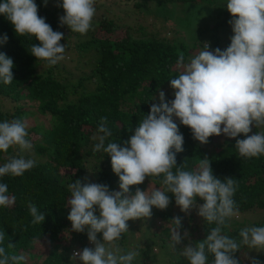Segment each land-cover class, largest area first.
Returning <instances> with one entry per match:
<instances>
[{"label":"clouds","instance_id":"1","mask_svg":"<svg viewBox=\"0 0 264 264\" xmlns=\"http://www.w3.org/2000/svg\"><path fill=\"white\" fill-rule=\"evenodd\" d=\"M48 0H44L47 6ZM57 7L64 10L59 17L60 26L71 32L87 34L92 28L96 13L95 0H57ZM227 10L232 18L228 21L234 33L230 45L221 50H210L204 42L202 50L185 63L183 52H179L177 66L182 70L170 79L174 99L167 100L163 90H158V103H152L150 112L140 119L133 135L122 147L117 142H108L112 136L107 127V117H101L94 152H103L111 157L113 172L119 177V191L110 190L102 183H85L75 180L68 185L71 196L67 219L71 231L87 233L94 247L71 249V259L81 264H133L136 251L118 254L112 243L127 232L128 221L150 218L153 207L165 210L171 203L184 213L197 209V214L209 225L206 238L183 247L181 256L189 264H240L235 253L242 247L264 251V226L242 228L237 237L229 236L225 229L228 221L239 214L234 199L239 187L234 178H218L213 174L211 162L203 158L197 168L186 170L187 165H177V153L183 152L184 136L175 119L191 129L193 139L207 144L213 135H224L236 140L235 148L241 157L253 158L264 155V0H227ZM3 15L14 27L18 36H34L40 43L31 45L30 53L44 60L48 67L65 59L66 45L61 44L63 33L54 31L46 18L38 15L36 0H3L0 3ZM5 33L0 36V45L8 42ZM14 61L0 52V82L10 85L14 80ZM155 97L153 100H156ZM28 122L22 119L0 122V151L10 147L30 151L33 145L26 139ZM253 127L257 130L252 133ZM244 139H239L240 135ZM35 166V161L23 156L11 157L0 166V177H19ZM175 169V171H173ZM162 187L152 185L147 191L139 188L130 193V186L144 183L146 178L161 177ZM8 185L0 183V207H9L15 198L9 196ZM202 200L203 203H198ZM32 224L45 221V214L36 204L28 201ZM99 211V215H97ZM171 246L175 248L188 237L181 235L182 217L171 219ZM102 233L103 242L98 239ZM5 234L0 232V245ZM7 247L13 248L12 243ZM79 249V248H78ZM73 250H76L73 252ZM251 264H261L248 257ZM24 254H9L0 246V264H26Z\"/></svg>","mask_w":264,"mask_h":264},{"label":"trees","instance_id":"2","mask_svg":"<svg viewBox=\"0 0 264 264\" xmlns=\"http://www.w3.org/2000/svg\"><path fill=\"white\" fill-rule=\"evenodd\" d=\"M205 1L153 0L155 3L158 2L156 6L158 9L162 4L165 8L168 2L177 3L179 10L176 11L175 18H180L181 25V20L184 18L192 26L197 23L196 10L202 5L200 3ZM2 2L3 0H0V3ZM36 3L38 15L46 18V22L54 31L63 33L66 26H60L57 13L64 10L56 6L57 0H48L47 6L44 0H36ZM185 8L187 11L183 14ZM158 9L151 14L156 16ZM168 11L169 9L166 8L163 14L167 15ZM212 12L214 19L210 39L213 41V50L217 47L224 50L230 44L222 47L220 35L226 32L225 27L228 26L226 20L231 19L232 16L223 5L218 10L213 9ZM116 27L110 24L106 29L107 32L100 30L96 34L90 29L89 33L96 36L91 38L77 33L80 42L74 47L81 57L78 61L92 68L90 74H83L80 77V80L86 77L94 82V88L87 89L86 86H79V80L74 84L69 83V79L65 81L59 72L61 70L57 71L55 66L39 69L41 60L37 61V58L31 55L30 49L31 45H38L40 42L34 36H18L13 25L0 15V36L6 33L9 38L6 44L0 45V52L7 54L14 61V80L10 85L0 82V101L6 98L13 102L14 106L11 111L0 109V122L13 119L26 120L30 124L26 139L33 145L31 157L28 153L24 154L19 146L15 147L16 153H12V147L6 153L0 151V166L13 156H23L35 161V166L22 176L0 177V183L8 185L7 194L15 198L13 205L0 207V232L5 234L3 245L0 246H4L9 254H24L27 257L26 264L28 261L29 264L79 262L71 259V247L74 243L82 249L87 247L86 233L71 231V222L67 219L70 208L66 207L71 196L68 185L77 179L85 182L87 174L91 173L96 183L106 184L110 190H120L119 177L111 167V157L102 151H93L98 141L93 140L92 137L97 134L101 117H107V127L112 132V136L105 143L117 142L123 147L124 141L134 134L140 119L150 112L151 104L158 103V98L153 100L159 94L158 90H163L170 84V79L179 75L180 70L177 66L179 52L184 53L186 61L187 55L194 47L190 44L189 38L188 40L186 37L161 38L157 34H148L143 25L138 27L141 31L140 35H136L132 31L134 28L129 25L120 28L122 33L115 36V31L119 29ZM189 32L191 30L186 33ZM196 35H199V31ZM94 41L97 42L96 47L86 50ZM60 43L67 44L70 54L73 47L70 45V40L64 37ZM166 99H174V94L167 95ZM28 102L36 106L35 111L39 114L50 116L49 125L44 123L32 125L30 116L35 111L26 107ZM175 122L184 136V151L177 153L178 166L186 164V170H194L206 157L211 162L216 177L236 179L239 187L234 199L239 214L254 208L264 209V155L253 158L241 157L235 148L236 140L226 136L213 146L214 150L207 151L199 141L193 139L189 127L180 124L178 119H175ZM256 131L260 130L253 127L249 135ZM238 138L245 137L241 134ZM153 179L159 183L162 176ZM135 190L134 187L130 188V192ZM169 196L171 203H175V197L172 194ZM29 200L45 214L43 223L32 224L33 218L27 207ZM198 203L203 201L198 200ZM239 214L228 221L225 232L229 236L238 238L239 231L244 227L264 226V217L249 224L246 219L239 221L237 219ZM188 216V224L185 225L186 228H190L194 245L204 240L208 230L215 225L207 224L202 217L199 222L196 221L192 217V212H189ZM151 217L170 221L168 222L170 225L167 223L168 226L164 231L171 240L170 229L174 227L171 222L173 211L169 207L165 210L153 207ZM183 223L182 221V225ZM44 239L49 241L47 251L36 253L31 250L33 244L37 241L43 242ZM161 242L165 241L161 239ZM8 243H12L14 247L9 249ZM182 249L183 246L179 245L178 260L170 264H189L187 258L181 256ZM245 251L244 246L235 253L240 264H251L248 257L256 258L264 264V252L249 256ZM31 259L35 262L31 263ZM212 260L214 256L210 255L209 264Z\"/></svg>","mask_w":264,"mask_h":264},{"label":"rangeland","instance_id":"3","mask_svg":"<svg viewBox=\"0 0 264 264\" xmlns=\"http://www.w3.org/2000/svg\"><path fill=\"white\" fill-rule=\"evenodd\" d=\"M149 2V4H147ZM56 4V3H55ZM137 4H140L138 6ZM158 2H153V0H96L95 2V8L96 13L93 18V26L91 30H93L96 33L98 31L102 30L107 32L106 29L112 24V27L117 26L116 28H119L115 31L114 35H120L122 32L120 28L128 27L129 25L132 26L134 29H132L133 32H135L136 35H140L141 31L138 29L139 25H143L146 29L148 34H157L158 37L166 38V39H180L182 37H186V40L188 38L190 39L189 42L194 47L190 50V53L186 57L185 63L189 61L191 57L198 54L200 50H202L203 43L209 42L210 43V50H213L212 42L210 37L212 35V22H213V9H220L223 6L227 7V0H206L205 2H201V6L198 7V9L195 12V18H197L196 25L192 26L190 23L186 22V20L183 18L182 25L180 23V18H175L176 11L178 12V4L168 2L164 7L162 6L158 9L156 8ZM166 8L169 9L167 12L168 14H163L166 11ZM158 9L157 15H152L154 11ZM61 11V10H60ZM58 12L57 15L60 17L64 14V11ZM172 11V12H171ZM187 9L185 8L183 10L186 12ZM150 12V13H149ZM181 15V14H180ZM230 20V19H229ZM226 20L228 26H226V32L222 33L220 35V40H222L221 46L225 47L227 44L231 43L230 37L232 36L231 32V26L229 25L228 21ZM186 23V24H185ZM114 24V25H113ZM194 27V29H192ZM173 29H176L177 31H172ZM191 30V32L186 33L187 31ZM230 30V32L228 31ZM199 31V35L196 34ZM190 34V35H189ZM230 34V35H229ZM81 35V34H79ZM63 36L70 40V45H72V51L68 52V46L66 45L65 50V59L61 62H59L57 65H55V69L61 70L62 77L65 79H69V83L74 84L75 82L79 80V86H86L87 89L94 88V82L90 80L89 78L84 77L82 80H80V77L84 75L90 74L92 68H90L87 65H82V61H78L81 57L79 56L78 50L76 47H74L75 44L79 43V37L77 33L71 32V30L66 26L63 31ZM83 37H96L93 33H87L84 35H81ZM115 36H112V38H115ZM82 37V38H83ZM97 42L94 41L91 43L89 47L86 48L89 49L90 47L95 46L96 47ZM190 45V46H191ZM84 50V52L86 51ZM94 51V50H93ZM73 52V53H72ZM47 63L44 60H41L39 63V69L47 68ZM179 70L182 69L179 67ZM68 83V84H69ZM166 96L173 93V90L170 87V84L165 86L163 89ZM159 94H157L158 98ZM14 103L6 98H2L0 101V109L1 110H8L11 111L13 109ZM27 108H30L32 110H36L35 105H31V102H28L26 104ZM31 117L32 125L36 123H44L45 125H49V115H43L39 114L37 111L34 112ZM29 127L30 124L28 123ZM28 127V128H29ZM27 128V130H28ZM224 135L215 136L213 135L210 138V141L207 144H202L203 147L207 151H212L213 146L220 143L223 139ZM16 146L12 147V153H16L15 150ZM24 154L28 153L30 157L32 156V151L23 150ZM22 152V153H23ZM91 173H88L85 178V183L92 182L96 183V179L90 175ZM152 185L154 188H160L162 187L161 183L156 182L153 177L146 178L144 183L140 185H134L130 186V188H139L143 191H147L148 188ZM118 191V190H117ZM135 191H131V194H135ZM173 211V218L176 216L182 217L183 223V232L187 231L189 233L188 237L185 238L181 244V246L185 247L189 243L193 244L192 242V236L190 233V228H186V223L188 224L189 216L188 213H184L181 211V209L175 204L170 203L168 206ZM190 212H192V217L199 222L200 216L197 214V209H192ZM99 215V211L96 213ZM264 217V209H251L249 211H245L238 216V220H244L246 219L249 221V224H252L256 221H260ZM170 222V221H168ZM168 222L165 220L159 218V217H150V218H141L136 220H129L128 223V231L122 234L121 239L114 241L112 243V250L116 251L119 249L118 254H125L128 251H136L138 255L135 257L133 264H170L174 260H178V252L177 249L179 247L176 246L173 248L171 246L172 241L167 238V234L164 231L165 227L168 226ZM168 223V224H167ZM248 224V223H247ZM170 225V224H169ZM165 233H164V232ZM183 232L181 235L183 236ZM86 233V232H85ZM86 235V241H87V247H94L92 243H90L87 233ZM98 239L103 242L102 239V233L98 234ZM161 239H163L165 242H161ZM48 243L49 241L47 239H44L42 241H37L35 244L32 245L31 250L36 253H44V251L48 250ZM75 244V245H74ZM73 247H76L77 250H82V248L74 243ZM71 247V248H73ZM245 253L249 256L258 253V252H264V251H257L255 249H249L247 246ZM79 248V249H78ZM70 251V250H69ZM71 253V252H70ZM71 255V254H70ZM72 257V256H71ZM31 263H34V260H30ZM29 264V261L27 262ZM76 264H81V262H77Z\"/></svg>","mask_w":264,"mask_h":264},{"label":"built area","instance_id":"4","mask_svg":"<svg viewBox=\"0 0 264 264\" xmlns=\"http://www.w3.org/2000/svg\"><path fill=\"white\" fill-rule=\"evenodd\" d=\"M76 251V250H73V252Z\"/></svg>","mask_w":264,"mask_h":264}]
</instances>
